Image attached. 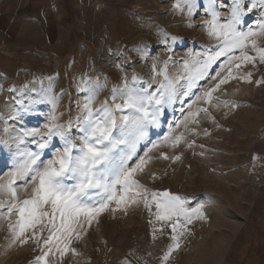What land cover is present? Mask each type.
<instances>
[{
    "label": "rangeland",
    "instance_id": "1",
    "mask_svg": "<svg viewBox=\"0 0 264 264\" xmlns=\"http://www.w3.org/2000/svg\"><path fill=\"white\" fill-rule=\"evenodd\" d=\"M178 2L180 9L175 7ZM251 2L240 0L237 29L259 32L264 6L257 3L249 13ZM189 3L0 0V184L29 153L39 157L41 169L65 147L75 145L73 154H77L84 104L90 96L92 107L99 108L104 101L112 104L114 88L116 102H121L126 83L152 94L165 75L176 91L159 124L148 125L146 139L129 162L131 166L140 157L147 160L143 170L134 174L142 185L141 195H128L135 203L117 207L113 201L91 224L82 221L79 238L73 234L70 242L45 245L47 227L40 231L37 226L38 239L32 238V229L17 236L18 230L10 227L17 213L7 211L11 197L0 193L5 201L0 208V264H36L49 248L47 264H264V62L226 64L227 56L220 57L189 88L188 77L202 58L219 50L217 39L208 35L203 23L211 19L210 0H196L192 14ZM214 4L220 22H227L233 0H214ZM254 39L264 47V35ZM244 51L256 55L251 44ZM240 54L239 49L233 53ZM228 68L232 78L220 84L210 100L205 98L208 89L228 76ZM248 73L250 79H241ZM53 123L63 125L60 131L72 144L57 134L41 149V137ZM177 137H181L178 142ZM34 186L30 177L18 179V199L30 198ZM145 190L149 195H143ZM164 191L184 198L189 210L203 206L202 216L178 228L179 247L166 260L164 253L173 243L169 225L176 218L158 221L155 203L153 214L145 207L152 192ZM64 243L68 251L61 255L57 247L62 250Z\"/></svg>",
    "mask_w": 264,
    "mask_h": 264
},
{
    "label": "snow or ice",
    "instance_id": "2",
    "mask_svg": "<svg viewBox=\"0 0 264 264\" xmlns=\"http://www.w3.org/2000/svg\"><path fill=\"white\" fill-rule=\"evenodd\" d=\"M257 3L264 6V0H252L248 7L249 13L257 7ZM233 4L231 18L227 22L221 23L214 0H210L208 14L211 19L203 23L207 26L208 35L217 39L219 50L202 58L203 63L196 67L188 77L189 88L194 86L196 80L207 75L209 67L220 57L227 56L226 64H231L234 60L255 63L259 59L260 62H264V47L258 46L257 40L254 39L258 35H264V23L258 24L259 32L251 29L247 32L238 30L237 25L241 23L240 0H233ZM175 7L180 9L181 4L178 2ZM196 7V0H190L188 13L192 14ZM175 39L177 38L173 37V40ZM249 44L255 51V56L244 51ZM237 49L241 53L239 56L233 55ZM225 66L221 65L222 68ZM235 66L240 67L239 64ZM185 67L191 72L187 62H185ZM162 71L166 73V69ZM231 73L232 69L228 68V76L220 78L213 88L204 93V97L210 100L212 92L218 89L220 84H224L229 78H232ZM219 76L220 73H217V77ZM250 78L251 73L241 77V79ZM135 79L134 76L133 80ZM80 90L92 91L88 88ZM117 91V89H113L112 104L104 101L99 108H93V97L91 96L84 104L86 115L83 116L80 125L82 145L78 147L77 154H73L75 145L65 147L62 153L53 160H49L41 169L38 163L39 157L29 153L28 159L10 174L8 181L0 184V193H7L11 197L7 202L8 213L13 211L17 213L16 222L10 227L18 230L16 233L18 237L24 236L29 229H32V238L38 239L39 233L36 229L37 226H40V231H43L45 227L48 228L49 235L43 241L45 245H50L54 241L57 245L64 241L70 242L73 234L79 238L81 233L77 229H83L82 221L91 224L100 212L107 209L111 202L114 201L119 207L129 202L135 203V200H128L130 193L136 196L141 195L138 189L142 188V185L134 179V174L143 170L147 160L145 157H140L131 166L129 162L137 154L139 143L146 139L148 125H158V118L162 115L165 105L176 98L175 86L165 75V79L159 84L157 91L152 94L130 88L126 83L121 91V102H116ZM184 95L187 96L189 93L185 91ZM190 115H196V113ZM56 119L55 115L51 117L52 121ZM47 127V135L41 137L44 142L39 144L41 149L46 148L47 140L57 134L65 140L66 144H72L60 131L63 125L53 123ZM180 138L177 137V142ZM153 147L156 145L154 144ZM176 158L178 159V157ZM21 177H30L35 182L30 198L23 200L18 199L15 187L16 181ZM25 183H27V179H25ZM143 195H149L147 190ZM150 195L152 199L151 201L145 200V207L149 209L150 214H153L151 205L153 202L155 203L156 220L171 221L176 218L175 222L169 225L173 233L171 236L173 243L164 253L163 259L166 260L173 248L179 247L178 228H186L187 224H191L194 216H202L203 206L198 205L189 210L184 198L168 191L152 192ZM4 206L5 201L0 200V208ZM180 218H183V224L180 223ZM21 242L26 241L22 240ZM57 251L63 255L68 251V244L64 243L62 250L57 247ZM49 252H51V248L48 252H43L41 256H38L36 264H40L41 261L47 264L46 257Z\"/></svg>",
    "mask_w": 264,
    "mask_h": 264
}]
</instances>
